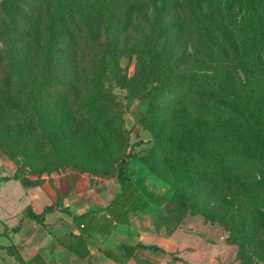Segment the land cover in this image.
<instances>
[{
  "label": "rangeland",
  "instance_id": "rangeland-1",
  "mask_svg": "<svg viewBox=\"0 0 264 264\" xmlns=\"http://www.w3.org/2000/svg\"><path fill=\"white\" fill-rule=\"evenodd\" d=\"M167 42L183 72L152 54ZM189 73L217 76L212 103L155 96ZM0 155L26 186L88 189L92 210L127 174L145 205L119 244L147 245L117 264H264V0H0Z\"/></svg>",
  "mask_w": 264,
  "mask_h": 264
},
{
  "label": "crops",
  "instance_id": "crops-1",
  "mask_svg": "<svg viewBox=\"0 0 264 264\" xmlns=\"http://www.w3.org/2000/svg\"><path fill=\"white\" fill-rule=\"evenodd\" d=\"M13 170L11 161L0 155V264H117V259L107 256L104 250L113 251L117 245L118 249L140 241L119 244L126 237L127 217L125 222L114 223L108 232L87 229L81 233L88 249L99 254V258L98 262L86 254L78 258L70 246L82 224L74 221L72 215L92 209L88 189L76 184L64 193L62 188L55 191L47 183L26 186L13 175ZM26 209L38 218L26 215ZM99 213L109 216L101 209Z\"/></svg>",
  "mask_w": 264,
  "mask_h": 264
},
{
  "label": "trees",
  "instance_id": "trees-1",
  "mask_svg": "<svg viewBox=\"0 0 264 264\" xmlns=\"http://www.w3.org/2000/svg\"><path fill=\"white\" fill-rule=\"evenodd\" d=\"M164 38L170 37V35L167 33L166 29L162 27L160 28H151V30L143 36V40L145 43L141 45V47H148L147 45H150L154 43L158 38ZM167 45L164 49H158V50H152V54L159 53L163 56L164 64H163V70L164 71H178L183 72L184 71V65L187 62L188 56L180 51L179 48L173 46L171 47L170 43L167 42ZM111 47V49H110ZM114 46L106 45L103 46L101 49H98L97 52H94L96 56H98L99 61L107 56H112L115 52L113 50ZM204 47L199 46L198 50H194L198 54L200 58L203 59L202 56V49ZM86 55V54H85ZM106 56V57H105ZM224 62H214L212 65L214 69H217L218 66L222 65ZM172 69V70H171ZM190 75H180V76H163L160 78L159 83L162 84L166 91L156 93L155 96H161L162 101L164 102L166 106L172 107L175 105L180 104L183 102L187 97L188 99L195 98L194 92H192V89L194 87L198 88L199 95H205L204 88L208 87V90H210V94L207 96L208 103H212V96L215 92V89L218 88L219 81L217 79V76L215 74L206 75V74H200V75H192L193 73H189ZM185 86L186 89L182 90L181 87ZM214 97V96H213ZM208 104V107H209ZM230 119V118H228ZM137 143V141L133 142V144ZM120 167L124 169L126 167L125 164H120ZM118 180L120 183V191L115 196L114 199L109 201L105 206L100 208L102 211H105L109 216H105L104 213L97 214L98 210H88L86 212L79 213L77 215L73 214L72 218L77 223L82 224L80 227V234L76 235V240L73 241V245L77 242L85 243L84 239L81 237V233L85 232L87 229H93L101 232H108L109 229L114 225V223L117 222H125L128 217V213L135 209L139 208L141 206L145 205V202L143 199H141L140 195L137 193V190H135V187L133 184H131L127 174L126 176L118 175ZM228 190H231L233 192H238L241 195H247L246 192L240 190H237L234 186H227ZM249 196V195H248ZM250 198V197H248ZM251 199V198H250ZM48 207H44V209H47ZM99 209V210H100ZM26 215L30 217L38 218L37 215H34L29 210H25ZM144 244L141 241L136 242L133 246L132 245H123L122 247L118 248V254L116 255L112 250H104L105 254L113 259H118L119 257H132L135 254L136 248ZM17 259L20 262H23L22 259L16 254Z\"/></svg>",
  "mask_w": 264,
  "mask_h": 264
}]
</instances>
